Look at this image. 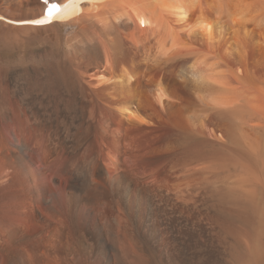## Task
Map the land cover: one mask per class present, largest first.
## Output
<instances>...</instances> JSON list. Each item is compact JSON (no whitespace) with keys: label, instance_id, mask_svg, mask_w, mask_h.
<instances>
[{"label":"bare ground","instance_id":"obj_1","mask_svg":"<svg viewBox=\"0 0 264 264\" xmlns=\"http://www.w3.org/2000/svg\"><path fill=\"white\" fill-rule=\"evenodd\" d=\"M0 264H264V0H0Z\"/></svg>","mask_w":264,"mask_h":264},{"label":"snow or ice","instance_id":"obj_2","mask_svg":"<svg viewBox=\"0 0 264 264\" xmlns=\"http://www.w3.org/2000/svg\"><path fill=\"white\" fill-rule=\"evenodd\" d=\"M47 2H48V0H45V4H47ZM49 15H51V11H49ZM33 23L42 24V23H44V21L43 20H36V21H33Z\"/></svg>","mask_w":264,"mask_h":264},{"label":"rangeland","instance_id":"obj_3","mask_svg":"<svg viewBox=\"0 0 264 264\" xmlns=\"http://www.w3.org/2000/svg\"><path fill=\"white\" fill-rule=\"evenodd\" d=\"M28 48H24V50L26 51ZM6 55V54H5ZM7 55H11V54H7Z\"/></svg>","mask_w":264,"mask_h":264},{"label":"water","instance_id":"obj_4","mask_svg":"<svg viewBox=\"0 0 264 264\" xmlns=\"http://www.w3.org/2000/svg\"><path fill=\"white\" fill-rule=\"evenodd\" d=\"M46 13V12H45Z\"/></svg>","mask_w":264,"mask_h":264}]
</instances>
